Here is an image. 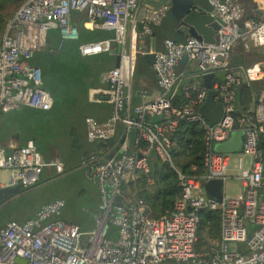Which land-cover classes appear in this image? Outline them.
Returning <instances> with one entry per match:
<instances>
[{
    "label": "built area",
    "instance_id": "2783aa9c",
    "mask_svg": "<svg viewBox=\"0 0 264 264\" xmlns=\"http://www.w3.org/2000/svg\"><path fill=\"white\" fill-rule=\"evenodd\" d=\"M140 1L26 0L8 21L0 46V112L23 105L51 109L53 100L44 87L41 69L32 65L30 59L47 47L50 27L57 26L61 41L78 38L79 31L70 19L72 11L85 13V29L114 32L111 38L82 44L83 55L114 50L112 42L120 43L122 51L119 66L105 70L99 77L106 86L89 89L90 99L100 101L106 95L113 105L109 119L100 122L89 116L85 121L88 139L108 145L83 161L87 177L99 189L94 226L83 229L58 218L65 206L63 199L47 202L37 216L0 226V264H264V163L258 147L259 134L264 133L263 104L256 106L255 126L245 118L239 119V130L245 132L243 146L230 153L217 152L214 146L228 141L237 130L233 101L234 86L242 82L238 75L227 72L223 83L213 85L224 105L216 124L211 125L196 108L206 100V87L188 86V96L191 90L196 97L184 107L173 104L181 78L176 66L184 57L196 61L201 73L227 70L233 47L240 39L249 37L264 47V19L245 18L241 0H209L223 21L215 42L193 36L184 41L166 38L163 50L149 51L139 44ZM164 16L162 9L149 14L143 33L150 34L152 24H159ZM139 54L153 56L161 92L148 100L146 91H142V101L132 106ZM245 72L249 80H256L263 69L255 63ZM181 119L199 122L203 127L206 170L200 176L177 170L182 192L175 210L152 218L143 199L129 196L122 186L140 175L147 176L149 185L154 183L149 175L152 154L174 167L170 133ZM50 167L56 174L66 171L59 154L44 158L32 139L11 151L0 144V172L9 171L16 183L34 186L40 182L44 169ZM213 179L224 182L220 202L210 198L205 189V184ZM231 179L237 184L235 194L226 187ZM118 196L121 206L117 205ZM202 210L219 212V237L202 234Z\"/></svg>",
    "mask_w": 264,
    "mask_h": 264
},
{
    "label": "trees",
    "instance_id": "16d2710c",
    "mask_svg": "<svg viewBox=\"0 0 264 264\" xmlns=\"http://www.w3.org/2000/svg\"><path fill=\"white\" fill-rule=\"evenodd\" d=\"M25 1L0 0V46L8 21ZM241 2L245 18L264 19V10L254 0H241ZM70 19L72 25L76 26L79 31L78 38L61 41L57 26H53L51 30H48L47 47L37 51L30 59L32 65L41 69L44 87L52 96L51 109L45 111L23 105L9 112H0V144L14 134L19 136L21 144L32 139L44 158L49 159L51 153L54 155L59 154L65 163L66 171L72 168L69 162L70 158H77L78 164L84 167V158L91 153H98L102 148L108 147L104 142H91L88 139L85 121L89 116L94 117L93 115L99 109L98 105L89 101V89L98 83L101 73L114 67L116 59L113 49H108L95 55H83L80 49V46L84 43L97 42L113 37V31L102 28H96L91 31L85 29L83 27L85 13L83 12L72 11ZM152 27H154L153 24ZM141 61L142 59L138 55L134 75V93L141 90L138 84L139 62ZM255 63L258 62L247 63L243 61L240 65H234L230 61V67L227 70L219 69L213 72L214 74L217 71L223 73V78H218L216 83H223L227 72L234 74L237 70L246 71L249 66ZM245 83L248 84L250 93L254 95L255 100L252 108L246 110L245 107H241V103H237V88L245 86V84L241 82L234 86L233 116L235 118L234 128L237 130L242 128L239 123L240 118H245L248 124L255 126L257 124L255 116L256 106L258 104H263L264 106V77L248 80ZM187 92L186 88L180 90L174 98L173 104L179 107L188 105L196 97V92L190 90V96H188ZM139 102V100H134L132 106L137 105ZM201 106H196L198 111H200ZM259 136L258 147L262 153L264 163V133H260ZM134 137L135 132H133L132 139ZM170 139L173 143L171 151L174 167L169 163L160 161L155 154H152L150 157V176L154 179V183L149 185L147 176L140 175L136 180H132L122 186L129 191H127L129 196L143 199L147 212L152 218H161L175 210V203L182 192V185L178 179L177 170L194 176H200L206 170L204 166L206 141L203 127L199 122H190L185 119L179 120L176 129L170 133ZM142 144L146 145L145 142H142ZM67 148H70L71 156H67L64 153ZM19 185L21 184L19 183ZM34 187L35 185L29 187L21 185L18 196L7 202L5 201L12 196L0 201V212H4L3 215L0 214V226L11 220L24 222L37 216L39 209L45 203L39 204L30 212L24 213L22 218L13 214L24 212L25 204L28 203H19L17 199L25 196ZM200 213V230L203 232L202 234L207 237H219L221 232L219 212L202 210ZM58 218L79 224L81 228L86 229L84 225L67 216L64 209Z\"/></svg>",
    "mask_w": 264,
    "mask_h": 264
},
{
    "label": "crops",
    "instance_id": "0c3cea01",
    "mask_svg": "<svg viewBox=\"0 0 264 264\" xmlns=\"http://www.w3.org/2000/svg\"><path fill=\"white\" fill-rule=\"evenodd\" d=\"M146 1L155 2V1H160V0H141L140 10ZM163 1L167 3V1L169 0H163ZM180 1L190 3V2H196L197 0H172L171 6H166L162 9L165 12V16L162 18V21L159 24L153 25L155 28L152 27V32L150 34L148 33L141 34V40L139 44L141 45L142 48H145L149 51L163 50L164 40L166 38H173L177 41H184L187 37L190 36L187 33V28L181 25L180 23L182 12H183V10H179L177 7L178 6L177 3H179ZM254 1L259 5V7L262 10H264V0H254ZM203 4L205 8H207L208 11L214 10V8L210 5L209 0L207 2H204ZM114 52L116 55V49H114ZM139 56L142 59V61L139 62V77H138V84L141 90L139 92L134 93L133 101L139 100L141 102L142 101V96H141L142 91H146L147 93L146 98L148 100H151L155 98L156 96H158L161 90L158 86L157 74L153 68V58L151 57V55L147 56V55L139 54ZM230 61L234 65H240L241 63H243V61L247 63L248 62L250 63L258 62L262 65L261 67L263 69V73L258 79H261L264 77V47H259L249 37H244L240 39L234 45L232 53H231ZM176 70L181 75L179 85H178V92L193 84L204 87L203 85L204 80H203V77L200 75L201 72L199 70V66L196 61H192V60L184 58L178 63V65L176 66ZM234 74L238 75L240 79L242 80V83L245 84V86H240L237 88V96H236L237 103L238 104L241 103V107H245L246 110H248L253 107V102L255 100V98L253 97L254 95L250 93V88H248L249 87L248 84L245 83L249 79L246 76L245 70H237L236 72H234ZM218 78H223V73L221 71H217L213 75V80H212L213 85L216 84V80H218ZM105 86H106L105 83L100 82L98 79V83L95 86L90 87V89L94 87L104 88ZM88 99L93 104L99 106L97 113L93 115L94 118L102 122L111 117L113 113V105L108 100V97L106 95H102V100L100 101H93L92 99L89 98V96H88ZM216 101H221L220 93L216 97ZM24 144H21V140L17 134H14L13 136H11L10 138H8L6 141L2 143V145H4L8 151H11L13 148L17 146H22ZM53 156L54 154L51 153V157ZM8 174L10 176V179L7 180L5 183L1 182V175H0V184L2 186L18 185L19 183H16L13 180L11 173L9 171H8ZM55 174L56 172L54 168L52 167L46 168L44 169L42 176H41L42 181L41 180L40 181L43 182V179L45 177L47 178L53 177ZM97 193H99L98 185H97ZM18 195H19L18 193H15L14 196L6 200L5 202L15 198ZM85 228H90V227H85Z\"/></svg>",
    "mask_w": 264,
    "mask_h": 264
},
{
    "label": "water",
    "instance_id": "95a60500",
    "mask_svg": "<svg viewBox=\"0 0 264 264\" xmlns=\"http://www.w3.org/2000/svg\"><path fill=\"white\" fill-rule=\"evenodd\" d=\"M201 1V2H200ZM208 0H197L196 2H184L177 3L179 10H183L181 16V25L187 28V33L190 36L196 37L199 40L205 42H215L218 39V31L223 24V21L217 16L215 10L208 11L204 6V2ZM172 0L145 2L139 12V20L137 23V32L143 33V25L149 14H153L163 9L166 6H171ZM111 47L116 49L115 66L120 64V54L122 51V45L117 42H112ZM153 58V56H151ZM187 59L186 57H184ZM183 58V59H184ZM204 80V87L208 89L205 102L200 107L201 114L210 122L211 125L220 121L223 112L224 105L222 101H216V97L219 92L213 88L212 80L213 73H201ZM244 130H235L232 133L231 138L228 141L217 143L214 146L215 151L220 153L238 152L243 146ZM1 173V172H0ZM21 185H7L2 186L0 184V201L6 200L18 193ZM205 189L208 196L216 201H222L224 194V182L222 180L213 179L205 184ZM117 205L121 206V196L117 197Z\"/></svg>",
    "mask_w": 264,
    "mask_h": 264
},
{
    "label": "rangeland",
    "instance_id": "374dc122",
    "mask_svg": "<svg viewBox=\"0 0 264 264\" xmlns=\"http://www.w3.org/2000/svg\"><path fill=\"white\" fill-rule=\"evenodd\" d=\"M49 30H51V27ZM57 31L60 35L58 29ZM64 153L67 156H71L70 148L65 149ZM69 162L72 165L70 170L68 169L63 174H55L53 177H45L43 182L35 185L33 190L17 199L19 203L23 204L25 202L28 204H25L24 212L21 211L13 214L22 218L24 213L30 212L39 204L61 198L65 201L63 209L67 216L85 227H92L94 225L92 214L98 208L100 201L97 185L87 177V169L78 164L77 158H70ZM0 175L1 182L5 183L10 179L7 170L1 171ZM226 187L229 193H237V184L232 179L227 181ZM0 214L3 215L4 212L1 211Z\"/></svg>",
    "mask_w": 264,
    "mask_h": 264
}]
</instances>
